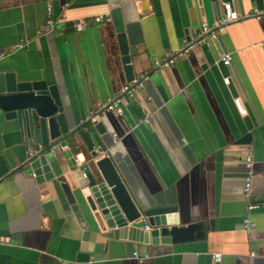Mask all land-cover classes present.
<instances>
[{
    "label": "crops",
    "instance_id": "0c3cea01",
    "mask_svg": "<svg viewBox=\"0 0 264 264\" xmlns=\"http://www.w3.org/2000/svg\"><path fill=\"white\" fill-rule=\"evenodd\" d=\"M227 1L240 20L157 66L201 23L219 19ZM148 7L143 12L139 0H0V64L21 79L57 84L70 128H90L104 148L99 157L113 159L136 203L175 205L180 226L198 228L185 240L153 245L112 237L92 220L83 226L62 187H75L62 150L40 156L43 147L34 146L39 153L29 159L21 126L0 114V264H264V16H246L264 0H148ZM49 11L57 26L48 32ZM81 20L89 26L75 29ZM119 20L141 24L144 40L130 46V63ZM226 53L230 65L221 60ZM142 74L149 79L126 97L124 117L108 111L123 84ZM146 114L150 121L141 122ZM93 121L103 123L102 136ZM248 132L251 143H236ZM247 219L255 225L246 227Z\"/></svg>",
    "mask_w": 264,
    "mask_h": 264
},
{
    "label": "water",
    "instance_id": "95a60500",
    "mask_svg": "<svg viewBox=\"0 0 264 264\" xmlns=\"http://www.w3.org/2000/svg\"><path fill=\"white\" fill-rule=\"evenodd\" d=\"M139 4L143 12L148 10V0H139ZM140 25L138 21L116 23L126 63L131 61L130 46L144 40ZM0 114L21 126L28 148L43 147L40 156L62 150L75 181L74 188L67 181L62 187L83 226L92 220L103 230L108 229L112 237L153 245L185 240L198 228V224L180 226L175 205L144 207L136 203L113 159L108 154L99 157L104 148L97 149L90 128L80 125L70 128L57 84L43 79H21L7 64H0ZM91 123L101 136L106 132L103 123ZM252 139L253 133L248 132L236 143L249 144ZM35 164L36 159L31 162L32 169Z\"/></svg>",
    "mask_w": 264,
    "mask_h": 264
},
{
    "label": "built area",
    "instance_id": "2783aa9c",
    "mask_svg": "<svg viewBox=\"0 0 264 264\" xmlns=\"http://www.w3.org/2000/svg\"><path fill=\"white\" fill-rule=\"evenodd\" d=\"M246 16H255V17H262L264 16V7L263 8H255L253 12ZM241 19V15L238 13V11L235 9L233 3L231 1L224 2L223 4V13L219 17V19L213 21L212 23L208 21H204L201 23L200 28L198 29L196 35L191 38L190 41L186 40L184 43V46L178 53L163 62L156 60L157 66L163 65V66H169L171 63L175 62L177 58L182 57L185 54V51L193 46V44L196 43H208V38L214 39L218 37V34L220 31H222L228 24L232 22H236ZM89 21L87 20H81V21H75L72 23V26L77 30H83L89 26ZM57 26V20H55V17L53 16V13L49 11V18L48 23L46 26V31H52ZM222 62L225 65H230L232 62V55L231 53H226L221 58ZM149 79V76L142 74L140 77H133L129 81L123 84V86L120 89V92L118 95H116L114 98H112L105 106V108L108 111L114 112L119 117H124L125 115V99L126 97L133 98L140 91H142L147 83V80ZM225 83H229V77H226L224 79ZM237 106L239 107V110L242 113H246V109L242 106L239 98L235 99ZM150 117L148 114H146L142 119L141 122H149ZM117 137L114 135V140L117 141ZM39 151L37 149L33 150L31 149L29 152V159L33 156L37 155ZM246 166H247V173L245 177V185H244V193L249 201L248 210L251 211L252 209L257 207V204L255 203L253 199V192H252V176H253V159L251 155H247L244 160ZM246 227H252L255 225L254 222L247 219L245 221ZM137 255V253L135 252ZM253 254V253H252ZM214 260L216 262H220L222 259L221 253H215L213 255Z\"/></svg>",
    "mask_w": 264,
    "mask_h": 264
}]
</instances>
